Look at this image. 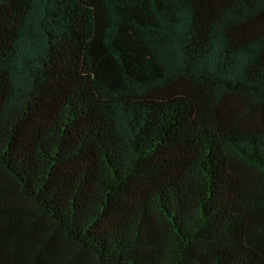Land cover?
Returning a JSON list of instances; mask_svg holds the SVG:
<instances>
[{
	"label": "trees",
	"instance_id": "1",
	"mask_svg": "<svg viewBox=\"0 0 264 264\" xmlns=\"http://www.w3.org/2000/svg\"><path fill=\"white\" fill-rule=\"evenodd\" d=\"M0 264H264V0H0Z\"/></svg>",
	"mask_w": 264,
	"mask_h": 264
}]
</instances>
